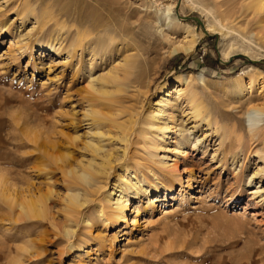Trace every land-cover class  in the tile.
I'll list each match as a JSON object with an SVG mask.
<instances>
[{
  "label": "rangeland",
  "instance_id": "obj_1",
  "mask_svg": "<svg viewBox=\"0 0 264 264\" xmlns=\"http://www.w3.org/2000/svg\"><path fill=\"white\" fill-rule=\"evenodd\" d=\"M254 1L0 0V264H264ZM166 9L200 35L189 55Z\"/></svg>",
  "mask_w": 264,
  "mask_h": 264
},
{
  "label": "bare ground",
  "instance_id": "obj_2",
  "mask_svg": "<svg viewBox=\"0 0 264 264\" xmlns=\"http://www.w3.org/2000/svg\"><path fill=\"white\" fill-rule=\"evenodd\" d=\"M251 7L257 12H263L264 11V0H255ZM163 19H164L165 24H166V21H168V22H171V24H175V27H177V28L182 27V29L184 30V33L186 34V37H184L182 41L175 43L171 46L170 53L172 55H177L179 53H182L184 55H189L194 50V48L197 44V41L199 40L200 35H197V33H195L194 27L191 26L190 24L183 23L181 21L176 20V18L171 17L169 9L168 10L166 9V12L163 15ZM202 30H204V31H202V34H205V33L206 34H218L216 32V29H214L213 27H211L209 25H205V27L202 28ZM169 38H170V36H168V34L164 36V39L166 41ZM150 46H152V44ZM155 46L156 45L154 44L153 47H155ZM220 55H221V58L223 60L226 58V54L220 53ZM138 66H139L138 61L134 60V58H129V59L125 60L124 62H122V64L119 65L118 68H116L115 70L118 71L119 73L121 72L124 79L127 80L126 77L133 76V74L138 70V68H139ZM244 74H245L244 71H240L235 77H233L234 85L232 86V88L236 87L237 90L241 89V82L243 80L242 76ZM247 75H248L247 77L249 78L251 83L256 82V83L260 84V93L264 92V74L261 73L258 77H256L253 73L247 74ZM191 77H192L191 74H188L186 76H181L180 80L178 81L180 83V85L174 89L173 93L174 94L176 93L179 97L180 90L182 89L181 85L182 86L187 85L188 78H191ZM198 78L200 81L201 80H207L201 74L198 75ZM113 79L115 81L119 80L118 76H116V75L114 76ZM195 102H196V97L193 93L191 103H195ZM250 110L252 112H250V111L247 112V120L250 123H253V124L249 125V129L252 132V130H253L252 128L255 126L254 119L255 118L259 119L264 114V105H262L261 107H256V105H254ZM91 115H93L94 118L97 117L94 113H91ZM90 178H91L90 173L85 172V171H81L80 174L77 175L76 180L83 183ZM255 193H257V190L253 191V194H255ZM66 198H67V201L69 202V204L71 206H73V208L80 206V204L78 202V199H79L78 194H70V195H67ZM122 200H123V198L121 197L119 199V201L117 202V209H115L112 212V215L118 219L124 220L123 218H124L125 208L123 206L124 203H122ZM18 207L20 208V211L22 212V215H23L22 217L25 219L26 218L32 219V218H35L39 215L36 206L32 202H27V203L26 202H20L18 204Z\"/></svg>",
  "mask_w": 264,
  "mask_h": 264
},
{
  "label": "water",
  "instance_id": "obj_3",
  "mask_svg": "<svg viewBox=\"0 0 264 264\" xmlns=\"http://www.w3.org/2000/svg\"><path fill=\"white\" fill-rule=\"evenodd\" d=\"M196 21L203 27V23L199 19H196ZM249 61L252 62V63L256 62V61H251V60H249Z\"/></svg>",
  "mask_w": 264,
  "mask_h": 264
}]
</instances>
